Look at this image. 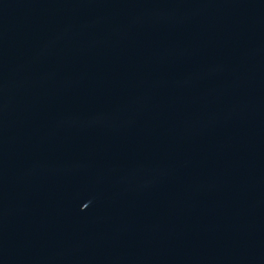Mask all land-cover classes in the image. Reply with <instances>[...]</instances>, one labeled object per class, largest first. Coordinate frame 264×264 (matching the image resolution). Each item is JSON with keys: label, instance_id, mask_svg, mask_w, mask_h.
Returning <instances> with one entry per match:
<instances>
[{"label": "water", "instance_id": "95a60500", "mask_svg": "<svg viewBox=\"0 0 264 264\" xmlns=\"http://www.w3.org/2000/svg\"><path fill=\"white\" fill-rule=\"evenodd\" d=\"M0 264H264V0H0Z\"/></svg>", "mask_w": 264, "mask_h": 264}]
</instances>
